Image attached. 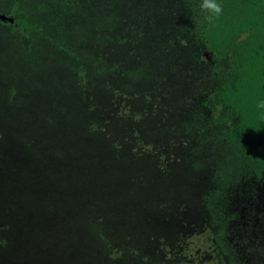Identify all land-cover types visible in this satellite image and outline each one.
I'll return each instance as SVG.
<instances>
[{"label":"rangeland","instance_id":"1","mask_svg":"<svg viewBox=\"0 0 264 264\" xmlns=\"http://www.w3.org/2000/svg\"><path fill=\"white\" fill-rule=\"evenodd\" d=\"M198 18L189 0H86L91 68L0 25V264H264V183L236 197L230 256L206 207L234 162Z\"/></svg>","mask_w":264,"mask_h":264},{"label":"trees","instance_id":"2","mask_svg":"<svg viewBox=\"0 0 264 264\" xmlns=\"http://www.w3.org/2000/svg\"><path fill=\"white\" fill-rule=\"evenodd\" d=\"M22 1L0 0V13L14 18L13 24L0 21L3 28L21 38L38 37L61 60L72 63L70 68L96 64L92 54L78 49L75 31L79 30L75 22L86 0H52L42 15L25 13ZM220 3L224 11L219 19L201 24L198 18L192 26L221 79L207 105L221 107L232 122L223 132V140L233 158V177L224 191L206 203L212 223L221 227L216 243L230 256L226 237L230 223L238 217L233 211L234 203H239L236 197L264 183V0Z\"/></svg>","mask_w":264,"mask_h":264},{"label":"clouds","instance_id":"3","mask_svg":"<svg viewBox=\"0 0 264 264\" xmlns=\"http://www.w3.org/2000/svg\"><path fill=\"white\" fill-rule=\"evenodd\" d=\"M199 22L211 24L223 15V5L220 0H200L197 5Z\"/></svg>","mask_w":264,"mask_h":264},{"label":"water","instance_id":"4","mask_svg":"<svg viewBox=\"0 0 264 264\" xmlns=\"http://www.w3.org/2000/svg\"><path fill=\"white\" fill-rule=\"evenodd\" d=\"M0 21H2L4 23L8 22L10 24H13L14 23V18L6 16V15L0 13Z\"/></svg>","mask_w":264,"mask_h":264}]
</instances>
